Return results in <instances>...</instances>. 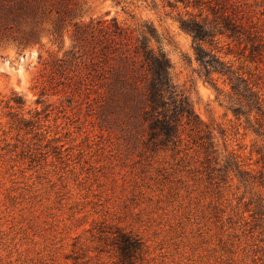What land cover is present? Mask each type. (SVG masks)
I'll return each mask as SVG.
<instances>
[{
    "label": "rangeland",
    "instance_id": "374dc122",
    "mask_svg": "<svg viewBox=\"0 0 264 264\" xmlns=\"http://www.w3.org/2000/svg\"><path fill=\"white\" fill-rule=\"evenodd\" d=\"M18 1L0 0L2 11ZM22 1L15 22L0 14V264H264V135L251 131L255 113L249 121L233 113L240 105L224 78L205 76L177 21L196 9L174 0ZM230 3L264 39V0ZM97 20L132 36L154 26L174 82L224 133L217 160L207 162L186 134L173 149L148 142L141 96L122 87L119 58L101 53ZM217 40L200 54L240 65L242 46ZM247 66L264 95V64ZM230 152L249 171L246 184L224 170ZM128 235L137 248L125 256Z\"/></svg>",
    "mask_w": 264,
    "mask_h": 264
},
{
    "label": "trees",
    "instance_id": "16d2710c",
    "mask_svg": "<svg viewBox=\"0 0 264 264\" xmlns=\"http://www.w3.org/2000/svg\"><path fill=\"white\" fill-rule=\"evenodd\" d=\"M174 2L182 4L186 10L196 9V13L188 11L186 16H179L177 21L180 29L192 37L194 51L205 76L214 73L222 76L229 86L228 96L235 98L240 105L239 108H232L233 113H244L248 121L252 113H255L257 126L251 131L257 136L264 135V95L259 93L258 84L253 78L254 70L247 66L256 62L264 64V39L250 23L236 14L230 0ZM5 8L6 12H3L0 6V14L11 15L9 20L13 22L27 11L22 0ZM90 28L92 32L96 31L100 35L99 41L103 45L101 53L119 58L122 87L128 88L135 96H141L143 106L140 120L144 130H147L148 142L157 148L173 149L181 145L183 135L186 134L188 140L203 153L207 162L217 160L220 153L217 136L223 138L224 133L222 129L199 118L193 109L188 91L174 82L170 59L154 26L144 22L135 36L130 35V32L114 20H97ZM220 37L237 47L242 46L236 53V58L240 61L236 68L212 53L207 56L200 54L204 53V44L216 43ZM228 51L232 53L230 49ZM209 79L219 92L216 80ZM241 106L245 108V112L240 110ZM222 147L223 151H227L224 142ZM229 154V162L224 165V170L232 171L240 183L246 184L249 171L242 168L232 152ZM208 177L211 178L210 173ZM121 241L120 247L125 256L137 248L134 237L122 236Z\"/></svg>",
    "mask_w": 264,
    "mask_h": 264
}]
</instances>
